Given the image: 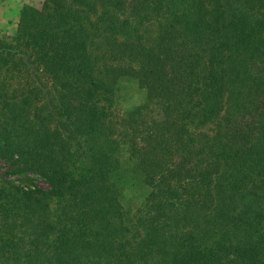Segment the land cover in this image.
Instances as JSON below:
<instances>
[{"label": "trees", "instance_id": "16d2710c", "mask_svg": "<svg viewBox=\"0 0 264 264\" xmlns=\"http://www.w3.org/2000/svg\"><path fill=\"white\" fill-rule=\"evenodd\" d=\"M0 159V264H264V0L24 2Z\"/></svg>", "mask_w": 264, "mask_h": 264}, {"label": "rangeland", "instance_id": "374dc122", "mask_svg": "<svg viewBox=\"0 0 264 264\" xmlns=\"http://www.w3.org/2000/svg\"><path fill=\"white\" fill-rule=\"evenodd\" d=\"M36 2V0H0V35L8 36L14 31L15 23L18 16V9L24 3ZM120 88L115 93V104L119 111H127V108L140 103L143 100L144 91L138 88L137 84L131 80H123L119 83ZM5 165L0 159V172L3 171ZM15 180L18 175H12ZM37 184L46 186V182L37 178ZM146 189L139 182H128L122 185V201L125 207L135 208L139 205L142 195Z\"/></svg>", "mask_w": 264, "mask_h": 264}]
</instances>
